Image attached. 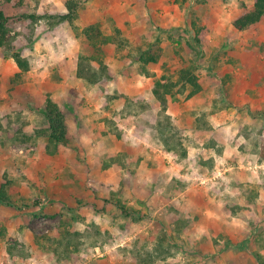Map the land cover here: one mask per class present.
Instances as JSON below:
<instances>
[{
    "label": "rangeland",
    "instance_id": "1",
    "mask_svg": "<svg viewBox=\"0 0 264 264\" xmlns=\"http://www.w3.org/2000/svg\"><path fill=\"white\" fill-rule=\"evenodd\" d=\"M65 1L23 0L20 10H6L40 17L27 72L0 48V182L18 188L0 203V263L100 264L93 248L116 243L119 264H141L157 244L171 253L152 264H264V17L238 31L231 21L251 0H160L152 14L140 10L155 27L124 21L128 42L102 45L110 76L89 84L75 73L90 50L83 28L101 22L111 35L114 21L105 11L96 20L89 0H74L73 21L54 24ZM205 16L213 19L207 43L193 46L192 22ZM155 42L158 62L139 73L138 49ZM14 44L26 42L19 35ZM185 68L203 80L201 91L190 96V87L177 85L161 103L155 81L174 82ZM47 94L67 121L66 152L45 146ZM159 122L181 138L185 157L165 150ZM112 146L113 154L103 153ZM106 162L119 168L107 173ZM176 212L186 232L170 227ZM206 226L219 228L208 238ZM225 226L235 230L230 239ZM208 240L214 248L201 246Z\"/></svg>",
    "mask_w": 264,
    "mask_h": 264
},
{
    "label": "trees",
    "instance_id": "2",
    "mask_svg": "<svg viewBox=\"0 0 264 264\" xmlns=\"http://www.w3.org/2000/svg\"><path fill=\"white\" fill-rule=\"evenodd\" d=\"M22 5L23 0H3L0 2V48H3L6 52L10 53L19 72H27L35 63V54L28 45L32 43L35 25L40 16L35 12L17 14H9L6 12L9 7L15 10H20ZM64 5L67 11L56 18L53 22L54 24L66 20L69 22L73 21L78 4L74 0H66ZM263 17L264 0H251L250 6H244L235 14L231 21V25L235 30L241 31L258 23ZM204 20L203 23L192 22L193 46L202 47L207 43L206 34L213 19L210 16H205ZM100 27L101 22H96L86 26L82 31L86 44L90 47V50L88 51L89 54H80L78 56L76 77L86 80L89 84H95L99 82L100 79L108 78L110 76L108 67L102 56V45L113 42L116 43L118 47H122L119 41L125 43L128 42L126 38L121 36L119 28L115 27L111 35H105L102 34ZM19 35L26 42L23 46H16L14 44L15 39ZM200 52H202L201 49ZM161 53L162 48L157 42L149 44L146 48H139L136 58L139 62L137 71L148 75L149 71L147 67L157 63ZM93 61L97 63V67L93 65ZM177 85L190 87V91L188 92V95L190 96L201 91L204 86L203 80L193 71V69L185 68L180 71L178 79L174 82L166 81L165 78L156 80L153 86V94L161 103H166V95L171 93L172 89ZM42 112L48 123V134L45 144L46 149L51 150L52 153H61L70 150L72 148V139L68 132L65 115L49 94L45 97V104ZM158 126L157 130L159 131V136L163 141L165 150L172 152L174 155L185 157L187 155V150L183 146L181 138L176 133L169 132V123L163 125L159 122ZM110 159V164H114L115 162L113 159ZM105 161L107 160H101L100 163L103 164ZM110 164L106 162L104 164L105 168ZM114 167L115 169L119 168L115 165ZM12 185V182L8 179H4L3 182H0V203L11 202L10 193L8 191L14 189V192H17L18 189L17 186L13 188ZM62 215L67 217L64 213H62ZM70 235L72 234L67 228H65L64 238H68L67 242L64 243L66 247L71 243V240L68 237ZM59 243L62 244L61 240ZM169 247L170 246H166L165 248L160 249V244L152 247V250H150L146 256L141 258V264H152L156 258L161 256L159 254L163 251L167 252V254L171 253Z\"/></svg>",
    "mask_w": 264,
    "mask_h": 264
},
{
    "label": "crops",
    "instance_id": "3",
    "mask_svg": "<svg viewBox=\"0 0 264 264\" xmlns=\"http://www.w3.org/2000/svg\"><path fill=\"white\" fill-rule=\"evenodd\" d=\"M106 1L107 0H89V2H87V5L89 4L90 6H93L91 8V10H94V12L97 14L96 20L98 19V17H101L103 11H105L104 14L109 15L111 17L112 21H114L113 27H117L121 31L127 30L126 24H124L125 23L124 21H128V20L138 30L142 29L146 26L148 27V25H152L149 23L148 18L141 19L140 10L142 8H146V10H148V12H150V14H152L153 9L156 11L157 9H160L161 7L164 6V4H162L161 2L159 3L160 0H154V1H151V0H136V1L135 0H110V2H106ZM132 9H134V11H132ZM136 10H138V11H136ZM136 12H138V15H136ZM121 19H124V20L122 21ZM147 21H148V24H147ZM152 26L155 27V25H152ZM76 65L77 64H75V73H76ZM66 123H67V121H66ZM93 123L94 122L92 121V124ZM94 126L95 125L93 124V126H91V129L94 128ZM104 134H106V133H104ZM107 134L110 136V138L111 137L113 138V135L111 133H107ZM116 149H118L117 146H112L110 149L106 148V150L103 153L110 155V154H113ZM209 151H213V150L209 149ZM174 156H176V155H174ZM113 167H114V165H113ZM113 167L108 166V167H106L105 171H107V173H108L110 170L113 169ZM114 169H115V167H114ZM105 171H104V173H105ZM181 213L180 212L171 213L169 221H171L173 223H172V225H170V227H174V226L178 225L180 228H182V232H186L185 230H187L188 228H187V225L185 224V219L181 215ZM225 220H229V219L227 218ZM208 228H210V227L206 226L204 231H206L207 237L210 238L209 234L210 233L211 234L216 233L219 227L217 228V230L214 227L212 229H208ZM165 229L170 231V229H168L167 226L164 227L163 230H165ZM196 229L197 230L200 229V227L198 226V223H197ZM175 230H177V228H175ZM229 230H230V227H227V226L222 227L223 235H226L230 239V238H232L231 234H233L235 232V230H233V232L232 231L230 232ZM178 231L181 232L180 229ZM237 236L238 235H236V237ZM181 237H183V235ZM201 246H205L206 249L214 248L211 240L204 241V243L201 244ZM113 259H115V254L109 253L108 255L100 258V260H98V261L96 260V261H97V263L99 262L100 264L101 263H103V264H111V263L119 264V262H117V260L114 261ZM0 264H2V263H0Z\"/></svg>",
    "mask_w": 264,
    "mask_h": 264
},
{
    "label": "built area",
    "instance_id": "4",
    "mask_svg": "<svg viewBox=\"0 0 264 264\" xmlns=\"http://www.w3.org/2000/svg\"><path fill=\"white\" fill-rule=\"evenodd\" d=\"M121 244H116V243H103L100 245H97L93 248L92 255L94 257H104L106 255H108L109 253H111L112 250H115L116 248H118ZM88 258V257H87ZM76 264H80V263H76Z\"/></svg>",
    "mask_w": 264,
    "mask_h": 264
}]
</instances>
